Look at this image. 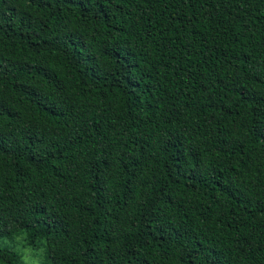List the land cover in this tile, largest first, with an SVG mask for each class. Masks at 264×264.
I'll use <instances>...</instances> for the list:
<instances>
[{
	"label": "trees",
	"instance_id": "1",
	"mask_svg": "<svg viewBox=\"0 0 264 264\" xmlns=\"http://www.w3.org/2000/svg\"><path fill=\"white\" fill-rule=\"evenodd\" d=\"M17 236L41 264H264V0H0Z\"/></svg>",
	"mask_w": 264,
	"mask_h": 264
},
{
	"label": "rangeland",
	"instance_id": "2",
	"mask_svg": "<svg viewBox=\"0 0 264 264\" xmlns=\"http://www.w3.org/2000/svg\"><path fill=\"white\" fill-rule=\"evenodd\" d=\"M0 247H9L19 251L25 264H41L47 261L43 247L36 248L35 250L31 249V247L24 245L21 236L12 239H0Z\"/></svg>",
	"mask_w": 264,
	"mask_h": 264
}]
</instances>
